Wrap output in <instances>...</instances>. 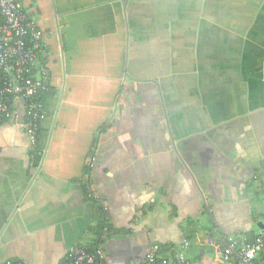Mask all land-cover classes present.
Returning <instances> with one entry per match:
<instances>
[{"label":"crops","instance_id":"0c3cea01","mask_svg":"<svg viewBox=\"0 0 264 264\" xmlns=\"http://www.w3.org/2000/svg\"><path fill=\"white\" fill-rule=\"evenodd\" d=\"M18 1L49 78L39 149L20 100L0 125V264H236L264 231V0Z\"/></svg>","mask_w":264,"mask_h":264},{"label":"built area","instance_id":"2783aa9c","mask_svg":"<svg viewBox=\"0 0 264 264\" xmlns=\"http://www.w3.org/2000/svg\"><path fill=\"white\" fill-rule=\"evenodd\" d=\"M42 33L36 22L24 11L18 0H0V125L14 119L16 102L23 104L22 127L31 149L36 150L37 133L45 115L42 106L48 90L49 74L41 63L43 54ZM234 241L224 251L223 258H232ZM264 246V231L254 241L240 248L236 264H255ZM104 260L101 250L88 251L84 246L68 249L62 264H100ZM4 264H21L7 261ZM141 264H186L181 254L171 259L160 256V247L153 245Z\"/></svg>","mask_w":264,"mask_h":264},{"label":"trees","instance_id":"16d2710c","mask_svg":"<svg viewBox=\"0 0 264 264\" xmlns=\"http://www.w3.org/2000/svg\"><path fill=\"white\" fill-rule=\"evenodd\" d=\"M39 149V137L37 138V143H36V150ZM97 209H101L100 206L97 207ZM102 224V222H100ZM98 223L97 226L93 229V232L95 235H99L100 234V230H101V224ZM88 251H92L91 248H86Z\"/></svg>","mask_w":264,"mask_h":264}]
</instances>
